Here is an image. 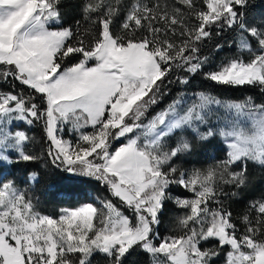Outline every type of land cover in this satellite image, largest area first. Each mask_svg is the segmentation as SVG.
Here are the masks:
<instances>
[{"label": "snow or ice", "instance_id": "1", "mask_svg": "<svg viewBox=\"0 0 264 264\" xmlns=\"http://www.w3.org/2000/svg\"><path fill=\"white\" fill-rule=\"evenodd\" d=\"M76 7L70 23L62 0H0V264H94L97 255L129 264L137 253L150 264H264V195L237 216L225 202L248 186L250 164L264 168V101L202 90L189 102L178 90L159 107L165 85L197 74L264 94V18L252 16V0ZM225 32L235 54L205 70L204 45ZM38 124L45 162L101 182L111 198L42 214L38 198L3 175L42 159L31 150ZM66 129L78 136L66 139ZM213 141L222 156L212 163H178ZM172 186L191 195L173 196ZM168 202L184 211L162 235Z\"/></svg>", "mask_w": 264, "mask_h": 264}, {"label": "trees", "instance_id": "2", "mask_svg": "<svg viewBox=\"0 0 264 264\" xmlns=\"http://www.w3.org/2000/svg\"><path fill=\"white\" fill-rule=\"evenodd\" d=\"M62 3L64 4L63 11L66 13L65 19L68 22H74L75 19L79 18L78 8L76 7L78 0H62ZM252 3L255 5L252 11V16L256 19L264 18L261 17V13H264V0H252ZM232 39H234V34L225 32L221 37L214 36L211 41L206 42L202 52L209 57L211 63L206 66L205 70H214V68L226 57L235 54L234 51L228 47V42ZM218 42L224 44V48L219 52L215 50V45ZM233 47H235V45H233ZM177 75L183 76L185 73L178 72ZM189 80L190 82L186 86L176 83L165 85V90L168 94L165 96L164 101L159 107H164L175 95H178V90L183 92L184 95H193L196 92L203 90L208 91L221 99H240L245 96H252L257 102L264 101V94H261L258 88L218 85L204 79L201 74L190 76ZM30 134L35 137L34 143L31 145V150L41 155L42 159L40 161L7 168L9 170L10 178L13 177L16 180L25 176L29 172H37L39 174V183H35L34 187L30 189L27 188L24 191L28 192L29 195L38 198V209L42 214L56 215L57 210L60 208H73L79 203L89 202L87 192L90 191L102 199L111 198L106 191V186L101 182L92 180L90 177H81L77 173L67 172L63 169H56L51 166L50 163L45 162L47 157L44 153L47 143L45 140L44 129L41 124L36 125ZM213 148H216L215 141L210 144L195 146L192 155L185 157L178 163H180L185 169L200 166L205 167V165H207L204 157L205 153L207 150ZM215 155V157L219 158L222 156V153L218 152L216 149ZM212 162L213 160L209 161V163ZM247 175L250 181L248 186L243 190H240L237 197L229 198L225 201L229 206V209L233 211L234 216L241 213L247 207L248 202L264 195V168L250 164ZM50 184L54 185L56 189L48 188ZM58 189H64L69 195H57ZM234 190L235 189H228V191ZM172 194L183 197L189 195V193L177 186H172ZM171 210L172 212H176V206L174 203L168 202L161 223L162 228L160 227L162 235L164 232L163 227L165 224L169 223L168 214ZM94 264H103V258L97 255ZM129 264H150V258L146 254L137 253L129 258Z\"/></svg>", "mask_w": 264, "mask_h": 264}, {"label": "rangeland", "instance_id": "3", "mask_svg": "<svg viewBox=\"0 0 264 264\" xmlns=\"http://www.w3.org/2000/svg\"><path fill=\"white\" fill-rule=\"evenodd\" d=\"M185 97L186 98H188L189 99V102H190V100H191V98H193L194 97V94L193 95H185ZM83 131H85V132H90L91 131V128H85V129H83ZM64 136H65V138L66 139H69V138H72V139H75L77 136H78V133H76V132H72L71 133V135H69V133H68V130L66 129L65 130V133H64ZM122 141L121 140H116V141H113V148H115V147H117V146H119L120 145V143H121ZM216 142V145H217V141H215ZM217 149V147L216 148H213V149H209V150H207L206 151V153H205V162H206V164H208L209 163V161H211L212 160V158L214 157V156H216L215 155V150ZM180 164V163H179ZM205 166H207V165H205ZM200 167H202V166H200ZM2 172H3V175H5V176H9V170H8V168H4V169H2ZM30 173H32V172H29V173H27L25 176H23V177H20V179L18 178L17 180H16V182H17V185L22 189V190H26L27 188L28 189H30V188H32V187H34V185H35V183H30V182H27L28 181V179H29V174ZM13 178V177H12ZM92 180H94L93 178H92ZM48 188H52V189H56V187L54 186V185H52V184H50L49 186H48ZM57 195H61V196H68L69 194L64 190V189H58L57 190ZM173 195V194H172ZM191 194H189L188 196H186V197H189ZM173 196H175V195H173ZM87 197H88V199H89V202H83V203H79V204H77L75 207H73V208H67V209H74V208H77V207H80V206H82V205H85V204H87V203H93L95 206H99V201L100 200H103L102 198H100L99 196H97L95 193H93V192H87ZM182 198H183V196H181ZM61 209H65V208H60V209H58L57 210V214L56 215H58L59 213H60V211H61ZM177 209V211L175 212H172V210L169 212V214H168V221H169V223L168 224H165V226L163 227V230H164V232H163V235H171V234H173V229L175 228V218L177 217V216H180V215H182L183 214V211L184 210H181V209H178V208H176ZM126 214H128V213H126ZM48 215H50V214H48ZM55 214H53V216H56ZM160 227L162 228V225H160ZM162 231V230H161Z\"/></svg>", "mask_w": 264, "mask_h": 264}]
</instances>
